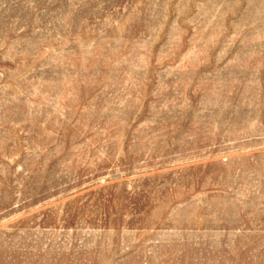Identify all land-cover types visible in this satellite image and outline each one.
Segmentation results:
<instances>
[{"label":"rangeland","instance_id":"obj_1","mask_svg":"<svg viewBox=\"0 0 264 264\" xmlns=\"http://www.w3.org/2000/svg\"><path fill=\"white\" fill-rule=\"evenodd\" d=\"M0 264H264V0H0Z\"/></svg>","mask_w":264,"mask_h":264}]
</instances>
